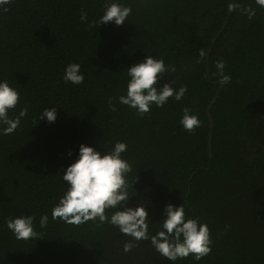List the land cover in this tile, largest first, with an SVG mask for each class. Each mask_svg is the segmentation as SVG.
Masks as SVG:
<instances>
[{"label": "trees", "instance_id": "16d2710c", "mask_svg": "<svg viewBox=\"0 0 264 264\" xmlns=\"http://www.w3.org/2000/svg\"><path fill=\"white\" fill-rule=\"evenodd\" d=\"M104 2L10 0L0 11V80L20 94L9 116L28 110L14 133L0 135V264H173L150 240L132 241L107 222L51 218L79 146L106 153L116 142L127 144L122 157L132 168L128 207L147 208L150 235L169 203H184L186 215L210 229V254L175 264H264V8L235 0L255 10L250 19L228 11L233 0H119L132 9L124 25L89 28ZM145 56L176 67L158 87L187 91L141 116L118 97L127 68ZM218 60L228 85L212 75ZM70 62L81 65L80 85L62 80ZM48 107H56L54 123L39 121ZM184 108L201 122L193 132L179 123ZM43 214L49 221L41 228ZM27 215L37 235L17 240L5 220Z\"/></svg>", "mask_w": 264, "mask_h": 264}, {"label": "clouds", "instance_id": "9594fccd", "mask_svg": "<svg viewBox=\"0 0 264 264\" xmlns=\"http://www.w3.org/2000/svg\"><path fill=\"white\" fill-rule=\"evenodd\" d=\"M255 3L264 8V0H255ZM9 4L10 0H0V11L7 12ZM238 9L250 19L256 14L252 8H241L235 0L228 4L229 12ZM131 12V7L120 3L119 0H105L102 15L98 20L89 23L88 27H100L109 23L118 27L122 26L128 21ZM86 16L82 9L81 20L86 19ZM198 52L200 59L203 60L206 56L205 51L201 48ZM225 67L223 60L215 62L216 71L212 75L218 78L217 82L220 86L231 82V76L225 73ZM175 71V65H166L164 59L145 56L142 62L127 68L129 79L126 94L119 96L118 102L143 116L149 113L153 106L162 108L168 103L169 98L181 101L187 91L186 86L174 88L169 82L157 86L161 79H165V73ZM62 80L73 85L82 84L84 74L81 71V65L76 62L67 64ZM19 100L20 94L17 89L7 80H0V135L14 133L20 125L21 118L27 115V108H22L15 118H10L9 112L17 107ZM109 106L115 110L111 98ZM45 119L49 123L56 121V107L42 110L39 121ZM179 123L185 131L193 132L201 122L189 108H184ZM126 150L125 142H116L111 151L106 153L81 144L78 158L66 168L62 175L67 189L52 208L51 218L74 225L97 220L100 224L107 222L118 228L121 234L131 237L132 241L150 240L155 251L173 264L178 259H184L190 255L195 261L208 256L213 244L210 229L198 218L188 217L184 203L179 206L171 203L165 205L163 219L159 223L160 230L155 235L149 234L147 208L140 204L134 208L128 207L131 197L128 194L127 177L132 168L122 157ZM106 209H115V211L109 216L105 214ZM34 220L35 217L32 215L17 216L6 219L5 224L17 240H27L37 235L34 230ZM48 221L47 214L41 215L40 227H46ZM132 247V242H126L124 251L128 252Z\"/></svg>", "mask_w": 264, "mask_h": 264}]
</instances>
